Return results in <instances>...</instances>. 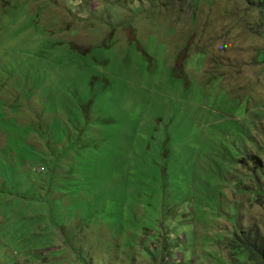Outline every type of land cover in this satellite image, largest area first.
<instances>
[{
	"label": "rangeland",
	"instance_id": "374dc122",
	"mask_svg": "<svg viewBox=\"0 0 264 264\" xmlns=\"http://www.w3.org/2000/svg\"><path fill=\"white\" fill-rule=\"evenodd\" d=\"M190 1L0 0V264H249L264 5Z\"/></svg>",
	"mask_w": 264,
	"mask_h": 264
},
{
	"label": "trees",
	"instance_id": "16d2710c",
	"mask_svg": "<svg viewBox=\"0 0 264 264\" xmlns=\"http://www.w3.org/2000/svg\"><path fill=\"white\" fill-rule=\"evenodd\" d=\"M261 2L264 5V0H261ZM259 57L263 58V53H259L258 58ZM24 136H27V133H25ZM38 171L40 172V169H38ZM250 176H253L254 181L256 179L262 178V172L259 170V166H257L255 170H252ZM249 191L250 190L246 189L244 192L249 193ZM260 202L264 204L263 201L260 200ZM232 208L233 207L230 208V213H232V217L230 219H232L233 229L231 230V232H229L231 239L227 244L229 246L228 249H235V256H246V259L250 261L249 264H264V233L254 231L255 229H251L250 232L244 233L239 227L240 222L238 217L236 216L237 208L235 207V210H232ZM217 209H219L218 205ZM245 236L247 239H244ZM250 240H252L253 243H248V241ZM256 242H258V245L256 247H253L254 243Z\"/></svg>",
	"mask_w": 264,
	"mask_h": 264
},
{
	"label": "clouds",
	"instance_id": "9594fccd",
	"mask_svg": "<svg viewBox=\"0 0 264 264\" xmlns=\"http://www.w3.org/2000/svg\"><path fill=\"white\" fill-rule=\"evenodd\" d=\"M33 1L34 0H13V2L12 3L10 2V3L12 5H14L15 7H17L18 9H20L22 3H25V4H27V6H29ZM145 1H149L152 4L158 5V13L159 14H161L163 12V7H166L167 9L173 10L175 8V6L177 5V4H174V2L171 4L172 0H158L157 3H154L153 0H145ZM178 1H180V0H176V2H178ZM210 1H213V0H210ZM189 7H190L189 8L190 9V21H191V25L194 27V26L197 25L198 11L200 10V0H191L190 4H189ZM29 12H31V11H29ZM173 24L175 26V23H173ZM176 30H177V28H176ZM251 181H252V183H254V182L260 181V179H256L254 181L253 176H251ZM258 189H260V190H258ZM261 190H264V186L262 187V185H259L258 188L255 187V191L254 190H250L251 191V192H249L250 193V198H249L250 202H252L253 199H255L257 202L260 201V200L264 202V200H263L264 194H261V192H260ZM252 192H254V193H252ZM256 192L258 193L257 194L258 196L256 195ZM262 224H263V227H264V222ZM259 226L260 225H257L255 227H253L252 229H255L254 231H258L260 233ZM242 231L244 233L250 232V230L247 231V230H243V229H242ZM164 264H171V262L166 260V261H164Z\"/></svg>",
	"mask_w": 264,
	"mask_h": 264
}]
</instances>
